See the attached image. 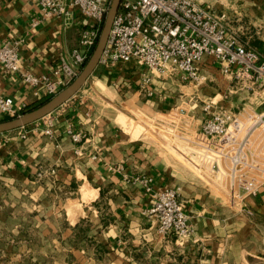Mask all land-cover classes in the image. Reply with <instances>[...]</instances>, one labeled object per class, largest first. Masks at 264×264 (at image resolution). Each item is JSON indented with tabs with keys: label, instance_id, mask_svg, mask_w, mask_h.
Here are the masks:
<instances>
[{
	"label": "crops",
	"instance_id": "0c3cea01",
	"mask_svg": "<svg viewBox=\"0 0 264 264\" xmlns=\"http://www.w3.org/2000/svg\"><path fill=\"white\" fill-rule=\"evenodd\" d=\"M201 2L225 13L242 42L264 57V0ZM87 25L79 14L69 26L45 17L37 0H0V43H18L21 72L38 77L79 46ZM97 70L122 94L144 96L154 114L149 120L165 118L197 94L229 92L226 108L263 110L264 89L238 83L214 65L206 69L205 95L156 80L149 86L154 95L147 96L135 62ZM88 82L45 118L0 134V264H264V186L233 202L221 196L148 139L130 113L113 111L96 91L87 92ZM0 96L11 97L18 112L47 99L42 86L2 68ZM137 118L146 125L145 117ZM79 132L85 137L75 143L71 135ZM143 177L155 191L182 187L193 237L158 233L148 216L155 195L135 180Z\"/></svg>",
	"mask_w": 264,
	"mask_h": 264
},
{
	"label": "built area",
	"instance_id": "2783aa9c",
	"mask_svg": "<svg viewBox=\"0 0 264 264\" xmlns=\"http://www.w3.org/2000/svg\"><path fill=\"white\" fill-rule=\"evenodd\" d=\"M45 17L71 25L77 14L87 20L79 46L61 57L51 74L38 77L21 72L18 43H0V68L21 73L23 80L42 86L47 98L69 85L94 51L112 0H37ZM212 61V62H209ZM135 64L140 88L153 96L156 80L178 81L195 92L210 84L206 69L214 65L238 83L264 89V57L243 43L230 27L227 15L201 0H122L100 66ZM188 89V88H187ZM231 92V91H230ZM230 93L199 94L174 106L165 118L146 121V136L196 178L232 202L255 195L264 186V109L234 112L225 107ZM11 97L0 96V117H16ZM51 134V130H46ZM23 137H26L23 135ZM80 143L85 134L71 135ZM77 150V153H80ZM155 195L148 210L158 233L187 239L195 228L184 206L182 187L154 190L147 177L136 178Z\"/></svg>",
	"mask_w": 264,
	"mask_h": 264
},
{
	"label": "water",
	"instance_id": "95a60500",
	"mask_svg": "<svg viewBox=\"0 0 264 264\" xmlns=\"http://www.w3.org/2000/svg\"><path fill=\"white\" fill-rule=\"evenodd\" d=\"M121 3L122 0H112L98 43L79 75L69 85L64 87L51 98H48L41 105L27 110L19 116L0 120V134L24 128L45 118L72 99L85 86L100 65L101 57L106 48L112 25L118 14Z\"/></svg>",
	"mask_w": 264,
	"mask_h": 264
},
{
	"label": "rangeland",
	"instance_id": "374dc122",
	"mask_svg": "<svg viewBox=\"0 0 264 264\" xmlns=\"http://www.w3.org/2000/svg\"><path fill=\"white\" fill-rule=\"evenodd\" d=\"M209 85L210 84L204 86L203 88H200L198 90L199 93H202V95H205L206 94L205 91L208 89ZM188 88L189 90L196 89L194 86H190ZM88 91H90L94 95H95L94 91H96L99 97L101 98V100L105 99V101H108L109 103L111 102L110 103L111 106L109 108L112 109L113 111H116L118 113H123V114L130 113L132 118H134L132 119V123L137 126L139 125L142 128L145 126V124H143L142 120L137 118V115L140 114L141 116L145 117L146 120H149L148 117L150 118L153 114L151 113L152 111L150 110V108L147 106L145 102L146 98H144V96H140L141 98L140 99V98H132L131 95H128V94L126 95L125 93L122 94L121 90H118V86H113L108 83V80L107 81L105 79L103 80V76H101L98 70L89 79V82L87 85V92ZM51 97L52 96H50V98ZM261 108L264 109V105H261ZM3 117H0V119H2Z\"/></svg>",
	"mask_w": 264,
	"mask_h": 264
},
{
	"label": "trees",
	"instance_id": "16d2710c",
	"mask_svg": "<svg viewBox=\"0 0 264 264\" xmlns=\"http://www.w3.org/2000/svg\"><path fill=\"white\" fill-rule=\"evenodd\" d=\"M47 99H48V98H47ZM47 99H46V100H47ZM46 100L40 101V102H38V103H36V104H34V105H32V106L27 107L23 112H25V111H27V110H30V109H32V108H35V107L41 105V104L44 103ZM10 118H12V117H11V116H5V117H3V118L0 119V120L10 119Z\"/></svg>",
	"mask_w": 264,
	"mask_h": 264
}]
</instances>
